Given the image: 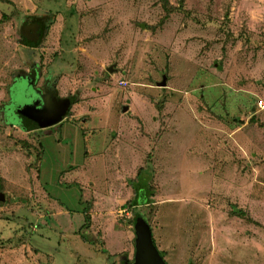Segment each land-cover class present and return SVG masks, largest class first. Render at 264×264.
Here are the masks:
<instances>
[{
	"label": "rangeland",
	"instance_id": "rangeland-1",
	"mask_svg": "<svg viewBox=\"0 0 264 264\" xmlns=\"http://www.w3.org/2000/svg\"><path fill=\"white\" fill-rule=\"evenodd\" d=\"M167 1L0 0V264H264V0Z\"/></svg>",
	"mask_w": 264,
	"mask_h": 264
},
{
	"label": "water",
	"instance_id": "water-1",
	"mask_svg": "<svg viewBox=\"0 0 264 264\" xmlns=\"http://www.w3.org/2000/svg\"><path fill=\"white\" fill-rule=\"evenodd\" d=\"M34 41H33V43H34ZM108 72L113 73L114 72L113 67L108 68ZM166 85H167V78H166V76H164L162 83L159 84V87L165 88ZM33 90H34V94L32 92V95L33 96L36 95L37 98L40 97L38 100H40L42 102V106L40 108H38L37 103H34V105H33V103L31 102L32 103L31 105H26L24 111L20 113V116L23 117L25 115V117H26L27 115H31L34 113V116H33L34 119L35 118L36 119L46 118L43 120H45V121L49 120V121L45 122V125H43V126H53L55 124H59L65 118L67 111L70 108V103H68V104L64 103L61 107V106H59L60 103L57 102L56 105L58 107H54L52 105V104H54V102L48 100L49 102L44 103L42 101L43 97L40 94H38V92H36V90L34 88H33ZM37 102H39V101H37ZM127 110H128V107H124L123 112H126ZM26 112H28V114ZM51 114H54V116L52 117ZM21 122H22V125H24L25 121L21 120ZM140 242H144V241L142 239H140L139 244H140ZM151 249H152L151 253L148 255V257L150 258V262L148 264H163L162 259L158 255V253L153 249V247Z\"/></svg>",
	"mask_w": 264,
	"mask_h": 264
},
{
	"label": "flooded vegetation",
	"instance_id": "flooded-vegetation-1",
	"mask_svg": "<svg viewBox=\"0 0 264 264\" xmlns=\"http://www.w3.org/2000/svg\"><path fill=\"white\" fill-rule=\"evenodd\" d=\"M34 25V24H33ZM33 25H31L30 27H28L27 29L26 28H23V31L21 32V37H22V41H23V44L25 45V46H27V47H34L40 40H41V35H42V30L40 29L41 27H42V25H41V23H37L36 25H35V27L37 28L36 29V31H35V33L32 31V30H30L31 28H32V26ZM27 31V32H26ZM28 31L30 32V37H32V39H29L30 37H28L27 35V33H28ZM35 40V41H34ZM33 41H34V43H33ZM32 72V73H31ZM30 73H19L16 77H15V79L13 80V82H12V84H11V86H10V88L12 87V86H15L16 85V83H17V81L19 80V81H23V80H25V81H34V89L36 90V92H38V94H40L43 98L45 97V96H47V95H49V96H51L50 98H52V97H54L52 94H51V91H55V89L53 90V89H48V88H46L45 90H43V89H40V88H38L37 87V81H38V79H39V73H38V71L36 70V68H34L33 67V69H32V71H31ZM31 86L32 85H30V88H31ZM9 97H10V100H9V103H8V105H7V107H6V110H5V116L7 115V111H9V113H11L12 112V116L14 117V112H16V115L17 116H20V113L21 112H23L24 111V109H25V107L26 106H24V107H18V109H17V111L16 110H14L13 109V106H12V97H11V92H10V95H9ZM56 99V98H55ZM46 100H48V99H46ZM45 100V101H46ZM52 100V99H51ZM59 101H61L62 99H58ZM58 101V102H59ZM68 104V103H70L68 100H62V102H60V104H61V107H62V105L63 104ZM37 104H38V108H40L41 106H42V102L39 100V102H37ZM68 113H69V109H68V111H67V114L66 115H68ZM66 117V116H65ZM137 261H140L139 260V254L137 255Z\"/></svg>",
	"mask_w": 264,
	"mask_h": 264
},
{
	"label": "trees",
	"instance_id": "trees-1",
	"mask_svg": "<svg viewBox=\"0 0 264 264\" xmlns=\"http://www.w3.org/2000/svg\"><path fill=\"white\" fill-rule=\"evenodd\" d=\"M163 1V6H164V8H165V10H166V12H167V17L169 16V14H171V13H173V12H175L177 9L175 8V7H172V6H170L169 5V2L167 1V0H162ZM50 28V26L48 25L47 26V29H49ZM51 94L54 96V98L55 97H57L56 95H55V91H51ZM56 99H59V97H57ZM69 101H71V103H70V107H71V105H74L75 103H77V101L74 99V100H69ZM71 112V110H70V108H69V113ZM68 113V114H69ZM40 158H43V153H41L40 154V156H39ZM142 171H140L139 172V175L142 173V172H144V170L143 169H141ZM149 191L151 192V187L149 188ZM135 195H136V197H134V199H132L131 201H129L128 203H127V206H129V207H137L138 205H140V204H143L144 203V199H139L138 197H137V193H135ZM139 199V200H138ZM85 220H86V222L87 223H90L91 222V217H90V215L89 214H86L85 215Z\"/></svg>",
	"mask_w": 264,
	"mask_h": 264
},
{
	"label": "built area",
	"instance_id": "built-area-1",
	"mask_svg": "<svg viewBox=\"0 0 264 264\" xmlns=\"http://www.w3.org/2000/svg\"><path fill=\"white\" fill-rule=\"evenodd\" d=\"M260 107H261V109H263L264 110V106H263V103L262 102H260Z\"/></svg>",
	"mask_w": 264,
	"mask_h": 264
},
{
	"label": "crops",
	"instance_id": "crops-1",
	"mask_svg": "<svg viewBox=\"0 0 264 264\" xmlns=\"http://www.w3.org/2000/svg\"><path fill=\"white\" fill-rule=\"evenodd\" d=\"M67 116V115H66ZM66 118V117H65ZM63 121V120H62ZM131 201V200H130ZM145 202V201H144ZM139 245V244H138ZM158 253V252H157ZM162 259V258H161ZM163 264H166L163 260H162Z\"/></svg>",
	"mask_w": 264,
	"mask_h": 264
}]
</instances>
